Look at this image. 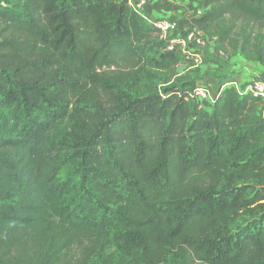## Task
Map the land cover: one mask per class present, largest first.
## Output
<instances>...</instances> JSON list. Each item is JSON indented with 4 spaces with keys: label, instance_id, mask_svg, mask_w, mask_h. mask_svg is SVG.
Instances as JSON below:
<instances>
[{
    "label": "trees",
    "instance_id": "16d2710c",
    "mask_svg": "<svg viewBox=\"0 0 264 264\" xmlns=\"http://www.w3.org/2000/svg\"><path fill=\"white\" fill-rule=\"evenodd\" d=\"M201 1L264 64V0ZM179 62L131 0H0V264H264V99Z\"/></svg>",
    "mask_w": 264,
    "mask_h": 264
},
{
    "label": "crops",
    "instance_id": "0c3cea01",
    "mask_svg": "<svg viewBox=\"0 0 264 264\" xmlns=\"http://www.w3.org/2000/svg\"><path fill=\"white\" fill-rule=\"evenodd\" d=\"M202 5L201 0H146L140 12L148 21L164 17L176 21L185 29L192 25L202 27L201 17L206 11V7ZM263 69L262 65H255L240 53H220L216 44H210L205 51L204 64L200 68L180 60L173 73L179 84L191 83L195 87L204 86L210 90L211 98L202 105L210 111L224 80H235L237 89L241 91L253 78L264 80Z\"/></svg>",
    "mask_w": 264,
    "mask_h": 264
},
{
    "label": "built area",
    "instance_id": "2783aa9c",
    "mask_svg": "<svg viewBox=\"0 0 264 264\" xmlns=\"http://www.w3.org/2000/svg\"><path fill=\"white\" fill-rule=\"evenodd\" d=\"M131 3L140 11L146 4V0L137 2L131 0ZM149 22L158 31L159 38L165 42L166 49L176 54L180 60L190 62L195 68H200L204 64L206 49L210 44H216L217 41L216 37L206 36L203 28L198 25H192L184 29L176 21L164 17H157ZM219 52L223 53L221 50ZM225 87H235L237 89V82L232 79L224 81L222 88ZM240 92L250 93L255 97L264 99V80L253 78ZM210 98L211 92L204 86H196L186 96L187 100H192L200 106Z\"/></svg>",
    "mask_w": 264,
    "mask_h": 264
},
{
    "label": "rangeland",
    "instance_id": "374dc122",
    "mask_svg": "<svg viewBox=\"0 0 264 264\" xmlns=\"http://www.w3.org/2000/svg\"><path fill=\"white\" fill-rule=\"evenodd\" d=\"M202 6H204V3H203ZM155 36H156V34H155ZM246 36L249 38V42H250V46L251 47H253V45H255V46H258L260 49L264 50V27L263 26H260V25L255 24V23L247 24ZM253 63L255 65L258 63V64H260V65H262L264 67V64L259 62V61H253ZM176 78H177L176 75L174 73H172L171 74L172 82L174 84H179V83H177ZM216 87L217 86H215V88ZM16 264H22V263H16Z\"/></svg>",
    "mask_w": 264,
    "mask_h": 264
},
{
    "label": "water",
    "instance_id": "95a60500",
    "mask_svg": "<svg viewBox=\"0 0 264 264\" xmlns=\"http://www.w3.org/2000/svg\"><path fill=\"white\" fill-rule=\"evenodd\" d=\"M151 97H155V98L160 99V98H161V95H153V96H151Z\"/></svg>",
    "mask_w": 264,
    "mask_h": 264
}]
</instances>
